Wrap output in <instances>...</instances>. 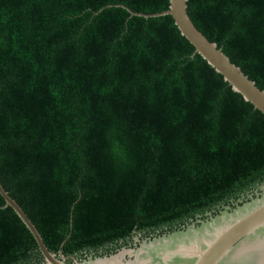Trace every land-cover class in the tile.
Returning <instances> with one entry per match:
<instances>
[{"label":"trees","instance_id":"1","mask_svg":"<svg viewBox=\"0 0 264 264\" xmlns=\"http://www.w3.org/2000/svg\"><path fill=\"white\" fill-rule=\"evenodd\" d=\"M168 8L0 0V183L55 254L113 253L264 184V114ZM187 14L264 91V0H187ZM0 264H45L1 194Z\"/></svg>","mask_w":264,"mask_h":264},{"label":"water","instance_id":"2","mask_svg":"<svg viewBox=\"0 0 264 264\" xmlns=\"http://www.w3.org/2000/svg\"><path fill=\"white\" fill-rule=\"evenodd\" d=\"M175 24L208 64L224 80L264 114V91L194 25L187 14V0H169ZM255 196L223 205L218 213H206L186 227L147 237L133 247L85 259L51 252L39 231L0 183V194L32 233L45 264H264V184ZM254 192V193H255ZM253 193V194H254ZM252 194V193H250ZM72 263H67L68 259Z\"/></svg>","mask_w":264,"mask_h":264},{"label":"rangeland","instance_id":"3","mask_svg":"<svg viewBox=\"0 0 264 264\" xmlns=\"http://www.w3.org/2000/svg\"><path fill=\"white\" fill-rule=\"evenodd\" d=\"M257 192H259V191H257ZM257 192H255L254 194H249V195L255 196V195L257 194ZM249 195H248V196H249ZM221 208H222V207H221ZM147 237H148V236H146V237H137V235L134 236V243H133L132 246H129V247H133V246H135L136 244H139L140 242H142L143 239H145V238H147ZM152 237H153V236H152ZM123 247H125V246H123ZM123 247H121V248L118 249L117 251L113 252V254H114V253L116 254L117 252H119L120 250H122Z\"/></svg>","mask_w":264,"mask_h":264},{"label":"flooded vegetation","instance_id":"4","mask_svg":"<svg viewBox=\"0 0 264 264\" xmlns=\"http://www.w3.org/2000/svg\"><path fill=\"white\" fill-rule=\"evenodd\" d=\"M260 186H261V184H260L259 187L256 188L253 192H255L256 190H257V191L260 190Z\"/></svg>","mask_w":264,"mask_h":264}]
</instances>
